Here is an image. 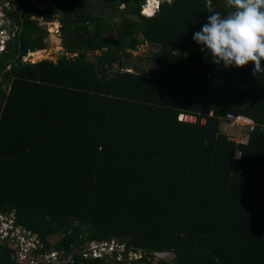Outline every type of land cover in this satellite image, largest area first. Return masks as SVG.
Returning <instances> with one entry per match:
<instances>
[{
  "label": "trees",
  "instance_id": "trees-1",
  "mask_svg": "<svg viewBox=\"0 0 264 264\" xmlns=\"http://www.w3.org/2000/svg\"><path fill=\"white\" fill-rule=\"evenodd\" d=\"M13 5L18 29L0 55V216L37 237L36 257L264 264V74L215 65L192 39L226 0H174L151 19L147 0ZM52 22L65 54L23 61L46 49ZM146 42L149 69L128 52ZM229 116L254 122L246 144L222 131ZM114 241L122 249L86 255ZM11 242L0 238V264H22Z\"/></svg>",
  "mask_w": 264,
  "mask_h": 264
},
{
  "label": "clouds",
  "instance_id": "clouds-1",
  "mask_svg": "<svg viewBox=\"0 0 264 264\" xmlns=\"http://www.w3.org/2000/svg\"><path fill=\"white\" fill-rule=\"evenodd\" d=\"M174 0H147L146 17L154 18L161 5H173ZM226 13L212 11L192 39L202 45L205 56L211 55L215 65L244 67L251 63L252 74H264V0H226ZM21 256V249L17 251ZM32 259L39 258L27 256ZM46 264V263H44Z\"/></svg>",
  "mask_w": 264,
  "mask_h": 264
},
{
  "label": "rangeland",
  "instance_id": "rangeland-1",
  "mask_svg": "<svg viewBox=\"0 0 264 264\" xmlns=\"http://www.w3.org/2000/svg\"><path fill=\"white\" fill-rule=\"evenodd\" d=\"M46 1L49 0H35V3L39 6H41V8L43 9L45 6ZM126 0H119V2H125ZM7 7V4L5 3V0H0V38L2 35V31L8 34V36L11 38L14 36L15 32L17 31V26L10 21V18L12 17L10 14L11 10H15L16 7L15 5H13V9L8 10V12H5L6 9L5 7ZM142 13L146 16L145 13V9H142ZM13 19V18H12ZM9 22L13 28H15L14 30H9V27L6 26V23ZM119 22V21H118ZM53 23H58V27L55 29V31H52V24ZM46 25L47 29H48V37L46 38L45 42H46V49H44L46 51V54L44 56V58H42L41 60H36L33 62L32 58L29 55V52L26 54V56H24L22 59L23 61L27 60L28 62L31 63H36L42 60H49V61H56L60 56H63L65 54V50L62 47V39L60 38L61 36V30L60 28L62 27V25L59 22H52V23H46L44 24ZM3 29V30H2ZM6 29V30H5ZM57 40V43L54 41V38ZM10 40V39H9ZM8 40V43H9ZM0 44H1V40H0ZM8 46V44H6ZM63 50L64 54L63 55H59L57 53L58 50ZM155 48L152 47V45L146 43H143L141 45L138 46L137 50L135 51H128L130 54L129 60L132 64L135 65H139L140 67L149 69L150 66V62H149V56L154 52ZM42 51V50H41ZM37 52V51H36ZM34 53V52H32ZM97 54V53H94ZM92 53L89 54V57H93ZM69 55V54H67ZM5 88V87H4ZM6 89V88H5ZM244 121H236V119H232L228 120H224L223 124H222V131L224 133H227L229 135H236L237 132H240L239 134V138L241 137L240 135H245L246 137L249 136V131H250V124H248V121H245L246 119H243ZM241 122H243L244 124H242ZM244 138V137H243ZM14 223L12 220H6L5 216H0V238L3 239L5 236V231H9V229H13L11 232H9L8 234L13 233L14 234H19L20 237L24 236L25 239L20 240L22 242L23 247L25 248V246H27L26 251L29 252V255L31 258L32 257H36L35 255V249L41 247L42 245L38 243L37 241V237L36 236H32L29 233H27L24 229L19 228H15L14 227ZM2 233V234H1ZM6 237V236H5ZM61 235H57L55 237H50V241L52 243L57 242L60 239ZM28 238H31L30 240L32 242H30V240H28ZM33 241H36V245H34ZM30 242V243H29ZM118 248H121L123 246H116V245H108V246H104V245H96L95 243L91 244V247L88 249L89 252L86 255H91V256H95V255H100L103 256L105 253L107 254H111L114 250H116ZM21 249H24L22 247H20ZM34 250V254H31V251ZM22 251V250H21ZM39 259V261H42L43 264H55L56 261L58 260V254H51V255H39L37 256ZM36 257V258H37ZM131 257L138 259L140 258V255H134L131 254ZM160 257H164V259L166 260H172L174 258V254L173 253H165V254H160ZM43 258V259H42Z\"/></svg>",
  "mask_w": 264,
  "mask_h": 264
},
{
  "label": "built area",
  "instance_id": "built-area-1",
  "mask_svg": "<svg viewBox=\"0 0 264 264\" xmlns=\"http://www.w3.org/2000/svg\"><path fill=\"white\" fill-rule=\"evenodd\" d=\"M3 30V29H2ZM6 30V29H5ZM0 40H1V46H0V49H2V48H4V45L6 44V41L8 40V34L5 32H3L2 31V35H1V38H0ZM228 118H234V119H239V118H241L242 120L243 119H246V118H243V117H234V116H229ZM181 120L182 121H191V122H195L196 121V118L195 117H193V116H190V115H183L182 116V118H181ZM245 121H248L249 123L248 124H250V131H252V130H254V127H255V124H254V122L252 121V120H250V119H246ZM242 124H244L243 122H241ZM244 137V138H243ZM248 138H249V136H245L244 134L243 135H241V137L237 140V142L238 143H244V144H246L245 142L248 140ZM236 158H237V160H241V158H242V152L241 151H239L238 153H237V155H236ZM14 227L15 228H19L18 226H16V225H14ZM13 229H9V231H5V236H3L4 238L3 239H10L12 242L11 243H18L19 245H20V247H22V248H24L23 247V245H22V242L20 241V240H22V239H25L24 238V236H22V237H20L19 236V234H14L13 235V233H11V234H8L9 232H11ZM2 234V233H1ZM31 238H28V240H30ZM37 241H38V243L40 244V242H39V240L37 239ZM30 242H32L31 240H30ZM29 242V243H30ZM33 243H34V245H36V241L34 242L33 241ZM116 243L115 242H112V245H115ZM103 245V244H102ZM107 245H110V244H108L107 243ZM21 249V248H20ZM26 249H27V246H25V248L24 249H21L22 250V253H21V256H23V257H27L28 255H29V252L28 251H26ZM53 254H56V253H53ZM100 255H95L94 257H99ZM43 259V258H42ZM32 263L33 264H37L38 263V261L35 259H32Z\"/></svg>",
  "mask_w": 264,
  "mask_h": 264
},
{
  "label": "bare ground",
  "instance_id": "bare-ground-1",
  "mask_svg": "<svg viewBox=\"0 0 264 264\" xmlns=\"http://www.w3.org/2000/svg\"><path fill=\"white\" fill-rule=\"evenodd\" d=\"M148 11H149V9L146 6L145 7V12L147 13ZM51 26H52V31H55V29L58 27V23H53ZM53 38H54V41L57 43V40L55 39V37H53ZM45 54H46L45 50L37 51V52H34V53H30L29 52V55L32 58L33 62L36 61V60H41L42 58H44ZM232 119H234V118H229V120H231V121H232ZM237 121H244V120L239 118V119H236V121H234V122H237Z\"/></svg>",
  "mask_w": 264,
  "mask_h": 264
},
{
  "label": "water",
  "instance_id": "water-1",
  "mask_svg": "<svg viewBox=\"0 0 264 264\" xmlns=\"http://www.w3.org/2000/svg\"><path fill=\"white\" fill-rule=\"evenodd\" d=\"M6 26L7 27H9V30H14L15 28H13V26L9 23V22H7L6 23ZM57 53L59 54V55H63L64 54V51L61 49V50H58L57 51ZM264 130V129H263ZM115 242V241H114ZM108 244H112V242H107ZM115 243H118V241H116ZM95 244L96 245H102L101 243H99V242H95ZM91 247V244H88V249ZM81 251H78V254L80 253ZM18 257H19V262L20 263H22V264H31V262L30 261H28L27 259H26V257H23V256H20V255H18ZM37 264H42L41 262H38Z\"/></svg>",
  "mask_w": 264,
  "mask_h": 264
},
{
  "label": "flooded vegetation",
  "instance_id": "flooded-vegetation-1",
  "mask_svg": "<svg viewBox=\"0 0 264 264\" xmlns=\"http://www.w3.org/2000/svg\"><path fill=\"white\" fill-rule=\"evenodd\" d=\"M13 2H14V0H5V3L7 4V7L4 6L5 9H6L5 12H8V10L13 9V8H12V7H13ZM11 11H12V10H11ZM11 11H10V14H11ZM10 21L13 23V19H12V17L10 18ZM9 39H10V37L8 36V40H9ZM8 40L6 41V44H8ZM6 44L4 45V48L0 49V55H1L4 51L7 50L8 46H7ZM0 46H1V44H0ZM15 246H16V250L18 251L19 248H20V245H19L18 243H15ZM31 254H34V250L31 251ZM18 255H19V254L17 253V257H18ZM18 258H19V257H18Z\"/></svg>",
  "mask_w": 264,
  "mask_h": 264
},
{
  "label": "crops",
  "instance_id": "crops-1",
  "mask_svg": "<svg viewBox=\"0 0 264 264\" xmlns=\"http://www.w3.org/2000/svg\"><path fill=\"white\" fill-rule=\"evenodd\" d=\"M243 118H245V117H243ZM247 119V118H246ZM227 120H228V118H227ZM239 134H240V132H237V138L235 139L236 141L239 139ZM241 136V135H240ZM249 139V138H248ZM248 142V140L245 142V143H247Z\"/></svg>",
  "mask_w": 264,
  "mask_h": 264
}]
</instances>
